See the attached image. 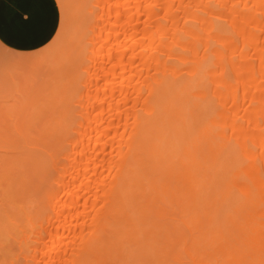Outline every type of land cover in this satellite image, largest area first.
Segmentation results:
<instances>
[{"label": "bare ground", "instance_id": "obj_1", "mask_svg": "<svg viewBox=\"0 0 264 264\" xmlns=\"http://www.w3.org/2000/svg\"><path fill=\"white\" fill-rule=\"evenodd\" d=\"M57 2L0 45V264H264V0Z\"/></svg>", "mask_w": 264, "mask_h": 264}, {"label": "crops", "instance_id": "obj_2", "mask_svg": "<svg viewBox=\"0 0 264 264\" xmlns=\"http://www.w3.org/2000/svg\"><path fill=\"white\" fill-rule=\"evenodd\" d=\"M60 23L57 0H0V45L13 51L43 48Z\"/></svg>", "mask_w": 264, "mask_h": 264}, {"label": "rangeland", "instance_id": "obj_3", "mask_svg": "<svg viewBox=\"0 0 264 264\" xmlns=\"http://www.w3.org/2000/svg\"><path fill=\"white\" fill-rule=\"evenodd\" d=\"M59 5V4H58ZM59 8H60V6H59ZM60 13H61V15H62V11H61V8H60ZM1 53H2V49L0 48V56H1ZM1 75V74H0ZM1 83H2V79H1V77H0V85H1ZM4 93H8V92H4ZM4 93H0V96H2L3 98H1L0 97V109H2V110H5L6 111V108L9 106V104H10V100L12 99V97L11 96H8V98H11V99H8L6 96H5V94ZM7 98V99H5V97ZM3 100V101H2ZM7 101V102H6ZM3 112V111H2ZM0 154L3 156V154H4V151H3V149L0 147ZM1 156H0V161H1ZM2 173H3V171H2ZM2 173H0V174H2ZM3 175V174H2ZM1 176V175H0ZM3 179H4V177H2ZM0 179H1V177H0ZM5 180V179H4ZM3 180V181H4ZM1 181V180H0ZM3 181H1V182H3ZM4 185V184H3ZM1 187L2 186H0V189H1ZM5 189V188H4ZM2 190H3V188H2ZM4 191V190H3ZM0 196H1V192H0ZM0 214H2V215H0V216H2V217H0L1 219H0V221H3V219L2 218H4V216H3V213L2 212H0ZM1 223H3V222H1ZM3 224H0V226H2ZM15 245V244H14Z\"/></svg>", "mask_w": 264, "mask_h": 264}]
</instances>
